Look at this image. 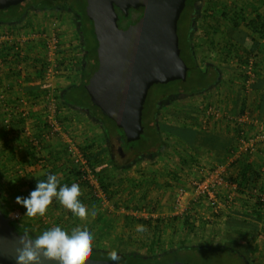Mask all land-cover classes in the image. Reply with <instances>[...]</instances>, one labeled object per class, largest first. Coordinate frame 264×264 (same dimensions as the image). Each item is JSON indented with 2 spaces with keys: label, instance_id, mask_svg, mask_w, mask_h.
I'll return each instance as SVG.
<instances>
[{
  "label": "trees",
  "instance_id": "obj_1",
  "mask_svg": "<svg viewBox=\"0 0 264 264\" xmlns=\"http://www.w3.org/2000/svg\"><path fill=\"white\" fill-rule=\"evenodd\" d=\"M214 3L220 4L218 0ZM86 4L87 1L84 0L83 5H81L79 9H73V7L70 5H63L50 0H25L18 5L0 9V26L4 24H16L22 22L24 15L32 9L51 10L57 6H60L61 8L74 12L77 17L78 23L77 32L82 40L83 53L81 59L79 60V65L77 64L80 68V75L78 77V82L69 83L68 85L62 86L58 90L60 104L68 108H73L78 112H84L86 115L93 118L102 127V137L104 140H106V143L108 142L111 145H117V141L119 139L122 144L123 150L128 153L127 157L132 158L133 160L146 158L148 156L157 157L161 154V152L169 150V147H172L170 149H172L174 153L178 155L180 153L179 148H181L182 154V150H184V147H194V140H196L198 128H200V121H198L197 119H201L198 107L194 109L189 108L191 112L189 114L187 113V119L185 120L177 119L176 123H159L157 119L160 112V102L155 101L153 103L149 102L147 104L146 100L144 108V115L146 114V117L143 115V124L144 121H146V126L144 125V132L139 140L127 142L123 130L117 127L116 123L110 117L105 115L98 106L92 103L90 95L86 89V84L89 82L90 77L98 68V41L94 32L93 23L86 14ZM199 5V0H187L186 6L181 14L178 23L181 56L189 67L187 77L185 80H174L168 82L167 84H162L163 86L169 87L163 92V100L175 102L177 96L183 94L187 96L189 94L199 95L201 90H203L213 82V79L216 75V65H208L205 69L199 68L198 51L194 48L191 40L193 23L197 18L196 11L199 10ZM116 10L119 14V25L121 22H126V26L128 24L127 22L132 17V12L139 13L135 22L142 16L143 13V7H140L139 9H130L128 15H125V13L117 7ZM239 15L242 16L243 13L240 12ZM223 16L224 18H228L227 21L229 20L228 23L232 25L234 31L231 35V40L228 42L234 41L235 43H237V45L233 44V51L236 52L234 53L232 51H227L226 57L222 58V60H228L233 56L235 59H237L239 67L237 76L239 81L234 83L232 82V86L230 87L228 92L233 90L238 83L239 88L242 91L245 87L244 80L247 78L246 73L242 69V65L248 63L249 57L253 52V50L250 48L254 40V37L252 35L255 34L258 36L259 34L260 38L264 39V21L263 18H261V15H257V18L255 19L248 20L245 26H247V28L251 31L246 32L243 28H241V24H243L242 21L247 20L245 16H242V19H239V21H236L234 17H231L230 12H224ZM255 48V50L258 51L257 55H259V58L257 57L254 63V72L256 74V78L252 83V92L250 95L254 94L255 96L256 103L253 105V110L257 111L259 116L263 118L264 65L261 63L262 58L259 53L264 51V46L258 45ZM77 65L75 66L76 69ZM37 78V76H31V80H35ZM173 85L175 86L173 87ZM242 92L240 94L242 97L240 98V109L235 112V114L244 112L248 98L250 97V95L247 96L246 94L242 96ZM217 97L218 95L216 93V95H212L210 99L214 101ZM183 108L188 109V107L186 106ZM210 126H207V129H210ZM146 128L147 135L145 136L144 134ZM228 128L229 127L227 126V129ZM163 134H166L167 139ZM234 134L235 136L238 135L237 132ZM116 137H118L117 140ZM169 138H174V142H170ZM96 143L85 146L83 148V152L89 159L90 164H92L95 172L100 177L101 186L106 192L108 199L112 201L114 197L117 196V194L120 192V187L116 184L113 175H111L110 168H107L110 167L112 163L116 168H122L123 166L121 167L120 165H116L117 163H115L113 159H110V154L108 157L109 161L112 163L109 162L107 163V165L99 164V166L95 165V160L97 161L99 156L92 158V151L90 152V154L88 152L89 150H91V148L96 146ZM262 146H264V142L258 146V151H256L255 153L259 152ZM98 147H101V144L99 142ZM228 153L229 151H227L226 153V159L223 158V160L219 161L217 164L227 165V179L230 181V183L236 184V187H233L235 188V195L239 194V203L245 209H247L246 213H254L256 220L264 222V183H258L260 182L258 181V179H260V177L262 176L261 173L263 172V170L255 169L254 171V169L251 167L250 158L253 153L245 152L235 161L227 164ZM181 156L179 158L180 161L176 163V166H174L175 169L173 170H175V172H168L169 176L173 175V179H176V181L178 182L183 179L184 171L188 170L189 167L191 168L193 164H196L195 162H193V159H190L187 156H183V154ZM105 166L107 167L106 172L103 171V167ZM212 166L215 167L216 165L213 164ZM47 174L30 181L21 180V184L26 186L29 191H32L36 187L37 180H45L47 178ZM76 174H78L77 169H73L74 178ZM188 174L189 173H186V175ZM143 180V182L139 181L134 183V185L132 184V186H128L126 191L127 193H125L124 198L121 202H117L116 200L115 203H117L116 205H119V207L121 206V204H124V206H122L126 209V212H123L118 216L108 210L97 211V214L94 217L93 226L95 227H93V229L94 231L98 229L99 234L103 235L102 238L106 237V240L104 241L102 240V238L98 240V237L93 240V250L89 255L91 258L109 260L108 254L113 249L118 250V253L121 256L120 264H165L175 260L187 262V260L197 258L203 253L213 255L215 253L224 251L228 253H234L241 258L244 257V255L239 254L236 249L224 244L216 245L215 241L213 243L207 241L202 243H195L192 245L189 244L187 239H182L177 246L171 245L169 247H164L162 245L163 242H165L163 235L164 231L166 230V228L168 229V227L172 230L173 235L177 233V230L184 228L188 235L193 234L194 236H199L202 232L198 226L199 224H197L198 217L194 215V212L190 213L189 211L187 213H184L183 215L173 216L171 220H167L165 219V217H161L159 215L157 217H137L131 214L129 212L130 210L142 208H147L149 213L155 212L154 203L150 202V184H146V180ZM148 181H152L151 183L154 182V180ZM167 181V184L172 185L171 181H169L168 179ZM121 182L122 188L123 180ZM63 184L67 183L61 182V185ZM153 185L156 184L154 183ZM85 192V194L79 197L82 203H84L86 207L98 206L100 200L97 199L94 195H91L90 191L86 190ZM4 200L5 197H2L0 199V208L6 216H9L8 208L3 203ZM200 200L201 199H199L198 203L201 202ZM228 202L232 205L234 204V200L230 201L228 199ZM223 208L218 211H213L218 219L226 218L224 213L226 209ZM252 214L248 215L252 216ZM75 220L81 221V218L74 216L70 210L64 208L61 210L56 223H58L62 228L69 230L78 225L76 222L79 221ZM11 223L15 225L18 232L23 233L25 229H28L30 234L32 235H37L43 230L50 228L49 226H45L39 227L40 229H37L30 222L25 221H11ZM138 224L147 226V231L145 233H141V237L139 238L136 237V235H138V232L136 231V226ZM225 225L228 227V229L231 230L239 229L240 232L243 233V238L246 241H249L250 238H256L260 233V227L254 223H251L250 221H248V219H244L241 223H238L237 221L226 220ZM262 226L264 227V224ZM94 234L95 232H93V235ZM107 237L109 238V240H107ZM125 237L129 240L133 239L137 241L138 244H140L139 249L143 250V252L137 253L127 250L120 251L119 241ZM212 238L213 240H215L214 237ZM248 249L250 251L252 250V253L256 251L251 246H248Z\"/></svg>",
  "mask_w": 264,
  "mask_h": 264
},
{
  "label": "built area",
  "instance_id": "obj_2",
  "mask_svg": "<svg viewBox=\"0 0 264 264\" xmlns=\"http://www.w3.org/2000/svg\"><path fill=\"white\" fill-rule=\"evenodd\" d=\"M22 22L5 24L0 29V127L11 136L19 134L35 156V162L43 165L48 159L46 143L58 136L62 137L63 106L55 85L64 77L71 76L73 57L65 46L58 26L39 29L30 28ZM257 53L254 50L248 63L242 65L247 75L243 90L247 96L251 94L252 83L256 78L254 63L259 58ZM32 75L38 78L31 80ZM37 82L45 84L46 87L38 95L30 97L25 93V86ZM203 99L198 107L203 127L224 119L229 129L238 134L227 155L228 164L245 152L254 154L258 151V146L264 142V118L255 113L250 97L244 112L239 114L218 105V97L214 101L210 98ZM66 148L71 163L78 171L73 183L83 184L91 195L102 202L108 201L100 177L73 137L68 138ZM223 165H217L210 170L195 168L194 171H199V174L188 177L187 184L180 185L174 193V213H187L190 197L198 199L197 201L201 199L202 203L214 211L225 205L229 206L228 201L221 199V193L226 187H236V184L227 179L226 167L222 168ZM25 212L24 209L14 210L10 215L11 221L20 220ZM129 212L137 217L158 216L155 212L149 213L147 208ZM41 221L45 225L49 223L46 217Z\"/></svg>",
  "mask_w": 264,
  "mask_h": 264
},
{
  "label": "crops",
  "instance_id": "obj_3",
  "mask_svg": "<svg viewBox=\"0 0 264 264\" xmlns=\"http://www.w3.org/2000/svg\"><path fill=\"white\" fill-rule=\"evenodd\" d=\"M218 1L220 2V4L226 5V7H228V5H230L231 3V0H218ZM254 1L256 2L257 0H254ZM212 16H214V18L211 17L207 20H205L204 18L199 22L200 29L197 30L195 34V43L200 50L199 60L203 57L202 62L203 61L210 62V60L211 62H219L220 60H222V57L220 56V54L212 50L213 46L215 44H219V43L222 44L225 41L228 42L231 40L232 33L230 31L227 33L223 31L226 25L225 24L226 21L223 18H220L218 15H216V11H215V14ZM51 18H53V21L51 20ZM23 20L24 21L22 23L30 26V28H39V29L49 28L51 29L53 28L52 27L53 25L58 26V29L60 30V34L62 35L64 39L65 46L68 52L73 57V61H72V66H71V72H72L71 76L64 77L60 82H57L55 87L58 92V90L62 86L68 85L69 83H74L75 81L74 77L78 78L80 75V68L78 66L79 65L78 63L83 53L82 52V40L77 32L78 23H77L75 16L73 14H70L69 12H61V13L54 12L53 13L50 10L48 11L39 10V11H34L30 13L29 16L24 18ZM208 23H211V25L210 24L208 25ZM4 25H1L0 29L3 28ZM253 37H254L253 41L257 42L258 36L253 34ZM262 46H264V44ZM259 54L262 58L261 63L264 65V51L260 52ZM223 55L224 54H222V56ZM76 65H77V69L75 68ZM45 87H46L45 84L37 82V83L27 84L24 90L27 95H29L30 97H33L34 95H38L39 93H41ZM238 90L240 91V89ZM239 91H237L238 92L237 95L233 94L232 100L230 99L225 100L224 94H222L218 96V101L216 102H218V105L224 107L230 112L235 113L240 109L239 107L240 102H241L240 98L242 97ZM250 98H251V101L253 102L252 107L254 108L253 105L256 103L254 94L250 95ZM195 99H196L195 96L183 97V103H184L183 106L188 107V109L184 108V111L186 113L189 114L191 112L190 111L191 108L194 109V108L199 107L201 102L204 100L203 96L201 95H199L198 103H196ZM84 114H85L84 112H78L77 110L73 108H70V107L68 108V107L63 106L62 115H63L64 121H63V132L61 133L62 137L58 136L54 138V140L46 143L45 152L47 154L48 159H47V162L43 165H40L37 162H35V156L31 153L29 146L27 145L25 140L21 136H19V134L15 133L14 135L11 136L8 133H6L2 127H0V165L4 164L11 169V171L8 173L9 176L7 174V176L9 177L7 186H10V187L12 186L11 188H13L12 192H9V191L7 192L5 191V189L0 190L1 192L0 199L2 197H5V200L3 201V203L7 208H8V200H10L11 196L23 195V197H27L29 193L31 192L27 189L26 186L21 184V180L30 181L36 178H40L47 173H51V174L57 175L58 179L60 180V183L66 182L67 184H69L70 182L75 181V178L73 176V170L69 168V166H71V158L66 148L68 138L73 137L82 150L85 146L89 144H94L97 142L96 146L91 148V150L88 149L89 154L92 151V154H91L92 158L99 156L98 160L97 161L95 160V165H98V166L99 164L107 165V163L110 162L109 157L103 154V151H104L103 147L102 148L98 147L99 134L100 133L101 135L103 134L102 127L93 118L89 117L88 115H85L86 116L85 117ZM262 117L264 118V116ZM68 120L69 122H67ZM197 120L200 121L199 123L200 128H198L196 140H194V147H184L183 148L184 150H182L183 151L182 154L183 156H187L190 159H193V161L197 160L196 156L198 155L200 156V159L205 156L204 157L205 162H207L208 160L209 164H214L217 166L219 165L217 164L219 161L223 160V158L226 159V153L227 151L230 150V147L235 144L236 136L232 132L231 129H227L226 125H224V123H226L224 119H223L224 121L221 120L218 123L212 124L211 129H207V127L204 128L203 122L201 119L200 120L197 119ZM170 148L172 147H169V150ZM182 154L180 152L179 155L178 154L177 155L180 157ZM142 159L143 158L132 160L130 164L125 166V167L130 166L129 169L125 168V170H121V172H124V177H125V181L122 184L123 185L122 191L126 192L127 187L131 186V179H128L129 178L128 176L130 175L128 170H130L135 164H140L141 161L143 162L144 160ZM250 160H251L250 162L251 167L254 169V171L255 169L263 170V172L261 173L262 176L260 177V179H258V181L260 182L258 183H264V146L261 147L259 152L253 154ZM144 162L146 163L144 165L145 167L148 165L146 167L147 169L145 170L147 172L148 171L151 172L152 175L151 174L149 175H151L154 178L153 179L154 182L158 181L157 177L159 176L161 177L162 175L159 173L158 169H157L158 172L155 171V173L153 174L154 169L152 168L154 167L153 165L154 161L152 160L149 162L148 160H145ZM224 166L226 167L227 165H224ZM106 168H107L106 166L103 167L104 172H106L109 167L107 169ZM154 168L156 170V167ZM111 170L112 169H110V173L112 174ZM149 175L147 176L149 177ZM134 176L136 177V175ZM158 182L160 183L161 181H158ZM235 193H236L235 188H233V186L226 187L221 193L222 194L221 198L223 199V201H228V199L230 201L234 200V204L232 205L230 203L229 205V207L231 206L230 209H233L232 210L233 212L230 213V216L231 214L233 215L230 217L229 220L237 221L238 223H241L244 219H248V221H250L251 223H254L258 225L259 227H261L259 224L260 221L256 220V218H255L256 222L251 221L252 216L248 215V214H251V212L246 213L247 209L245 210V208L239 203L240 201L239 200L240 198H238L239 194L237 193L238 195H235ZM190 204L198 205L195 211L197 212L196 214L204 213L206 212V209H208V211H210V213L214 215L213 218L218 219L215 216V213L213 212L214 210L209 209L208 208L209 206H207L206 204H203L202 202L198 203V201L193 198L192 200L190 199ZM226 206L227 205L224 206L225 209L227 208ZM190 207L191 206L189 205V212H190ZM64 208L65 207L61 205L57 200L53 199V203L49 205L45 215L43 216L48 219L49 223L41 226L40 223L42 222L41 220L43 217H40V216H37L40 218L39 223H38V220L36 222L35 220L36 218L27 219L25 222H30L37 229H38L37 224H39V227L60 226L58 223H56V220L58 216L60 215L61 210ZM21 209H24L26 211L24 207H22ZM162 214L164 213H161V215ZM178 215H183V214L172 213V215H170L171 216L170 218H172L173 216H178ZM166 219L169 220L168 218ZM75 221H79V220H75ZM76 223L78 224L77 226L81 224L80 221ZM200 227H202V225ZM137 236L138 235H136V237ZM121 242L122 240L119 241V246ZM124 243H126V241Z\"/></svg>",
  "mask_w": 264,
  "mask_h": 264
},
{
  "label": "water",
  "instance_id": "obj_4",
  "mask_svg": "<svg viewBox=\"0 0 264 264\" xmlns=\"http://www.w3.org/2000/svg\"><path fill=\"white\" fill-rule=\"evenodd\" d=\"M25 0H0V9ZM187 0H87L86 14L98 41V68L86 84L93 104L121 128L127 142L144 132L143 115L150 88L185 80L189 67L181 56L178 23ZM116 7L129 14L143 7L142 16L119 26ZM18 232L0 208V264H15ZM44 264H48L47 261ZM83 264H113L88 256ZM163 264V263H154ZM165 264H189L175 260Z\"/></svg>",
  "mask_w": 264,
  "mask_h": 264
},
{
  "label": "rangeland",
  "instance_id": "obj_5",
  "mask_svg": "<svg viewBox=\"0 0 264 264\" xmlns=\"http://www.w3.org/2000/svg\"><path fill=\"white\" fill-rule=\"evenodd\" d=\"M204 1L205 0H203L202 7H204ZM251 1L252 0H248V2H246L243 5L244 6L246 5V7H251V5L257 3L256 5L262 6L260 11L264 12V0H257L255 3H252ZM239 2L242 4V3H244V0H240ZM74 80H75L74 82H77L78 78L74 77ZM238 81H239V79H237V82ZM72 82H73V80H72ZM171 86H172V84H171ZM174 86L175 85H173V87ZM167 88H169V87L163 86L161 83H158V84L153 85L150 88L149 93H148L147 104L149 102L153 103L155 101H159L161 104L160 112L158 114L157 121L159 123L160 122H166V121H168L170 123H176L177 119H180V120L181 119L182 120L187 119V116H186L187 113L183 110L184 109L183 108L184 107L183 106L184 105L183 97H180V98L178 97L175 100V102H173V103L168 101V100H163V92ZM238 89H240L239 83L236 84V86L234 87V89H233L234 91L231 90L230 91L231 93L227 92L226 95L224 94V99L225 100H227V99L232 100L233 94L237 95V93H238L237 91H239ZM242 91L241 90L239 91L240 94ZM228 93H230L231 96ZM244 94H245V92H242V96ZM195 98H196L195 99L196 103H198L199 95H197ZM203 98H206V97L203 96ZM255 113L258 114V112H256V111H255ZM85 115L86 114H84V116ZM144 116L146 117V114ZM67 122H69V120ZM144 125L146 126V121H144ZM224 125H226V127H227V123H224ZM211 128L212 127L210 126V129ZM146 132H147V128L145 129V134H144L145 136L147 135ZM163 135H164V137L166 136V134H163ZM165 138L167 139V136ZM169 139H170V142H172V141L174 142V138H169ZM98 141L101 144V147H99V148L103 147V149H104L103 154H105V156H109V154H110V156H111L110 159H113V160L115 159L114 161H116V163H117L116 165H120L121 167L123 166L122 168H120V167L116 168L113 165V163L110 162L112 164L109 167L110 169H112L111 175H113L114 180L116 181V184L119 185V187H120V190H119L120 192L117 194V196L114 197V199L112 201H110V200H108L106 202L99 201L98 206H91V207L87 206L86 208L91 209V208L95 207L99 211L108 210L111 213L119 216L123 212H125V208L123 207L124 204H121V206L119 207V205H116L117 203H115V202H116V200H117V202H121L124 198L125 193H127V192L122 191L123 188H121V183H122L121 181L122 180H123V182L125 181L124 172H121V170H125V168L129 169L130 166L129 167H125V166L130 164L133 159L129 158V157L127 159H124V160H121L120 158L116 159L112 154L113 152L111 151L112 145L108 142L106 143V140L103 139L101 133L99 134ZM109 145H110V147H109ZM115 146H116V144H115ZM179 149L181 152V148H179ZM179 149H178V151H179ZM199 154H200V152H199ZM176 155L177 154L174 153V151L172 149H170V150H165V151L161 152V154L158 155L157 157H149L148 156V157L142 159L144 161L148 160L149 162L152 160L154 161L153 165H154V167H156V170L152 166L153 167L152 169H154L153 174L155 173V171L158 172V170H159V173L162 175L161 177L160 176L157 177L158 181H161L160 183L158 181H155L153 183H151L152 181L151 182L148 181V180H153L154 178L151 176L152 175L151 172H149V171L147 172L145 170V169H147L146 167L148 165L145 167L144 165L146 163L144 161L142 162L140 160L141 161L140 164H135L130 170H128V172L130 173V175L128 176L129 177L128 179H131V186H132V184L134 185V183H136V182H139V181L143 182L144 181L143 179L146 180V184L147 183L150 184L149 185L150 202L154 203L155 213L161 217H165V219L166 218L171 219L170 215H172V213H174L173 199H174V193L176 192L177 188L181 185V183H182V185L187 184L186 180L191 175L199 174V171H194L195 168H197V170L200 169L199 167H203V168L208 169V170L215 168L212 166L213 164H209L208 160H207V162L204 161L205 156L200 159V156L198 155V156H196L197 160L193 161L196 164L195 165L193 164L191 168L189 167L188 170L184 171L183 179L178 182V181H176V179H173L174 178L173 175L169 176V174H168L169 171L175 172V170H173V169H175L174 166H176V163H178L180 161L179 160L180 157L178 155L177 156ZM1 165H0V190L5 189V191H7V192L8 191L12 192L13 191V188H11L12 186L11 187L7 186L8 185L7 182H8V178H9L8 173L11 171V169L4 164H1ZM69 168L72 170L75 169V167L72 163H71V166H69ZM222 168H224V165L222 166ZM186 173H189V174L186 175ZM7 174H8V176H7ZM149 174H151V175H149ZM134 175H136V177ZM147 175H149L151 177H148ZM167 179L172 182V185L167 184V182H168ZM72 183L73 182H70L69 186ZM154 183L156 185H153ZM79 185L81 188V193H82L81 195L85 194L86 193L85 191L87 189L84 187L83 184L79 183ZM16 197L17 196H11L10 200H8L9 217L14 210L21 209L23 207L22 205H20L16 202ZM20 197H23V195H20ZM189 199L192 200L191 197ZM188 201H189L188 202L189 205L191 206L190 207V213L195 212L198 205L190 204V200H188ZM149 205H153V204H149ZM226 207L227 208H226V211L224 213H225V217L228 219H226V218L215 219V218H213L214 215H212V213H210V211H208V209H206V212H204V213H200V214H196L197 212L194 213L195 216L199 217L198 218L199 221L197 222V224H200V226L202 225V227H200L198 225L199 228L201 229V232H202L199 236H194L193 234L188 235L184 228L177 230V233L175 235H173L172 230L169 227H168V229L166 228V230L164 231V235H163L165 242H163L162 245L164 247H169L171 245L177 246V245H179V242L182 239H187L189 244H192V245L195 243H202V242H207V241H210L211 243H213L215 241L216 245H221V244L228 245V246L236 249V251L239 254L244 255V257L241 258L234 253H228L225 251L215 253L213 255L208 254V253H203V254H201V256H199L197 258H193L192 260H187V262L189 264H264V230H263L264 227L262 226L264 224V222H261V223L259 222V224L261 226L259 235L256 238H250L249 239L250 242L246 241L243 238L244 237L243 233L240 232L239 229L238 230L237 229L231 230V229H228V227L225 225L226 220L228 221L230 219V217L233 215V214H231V216H230V213L233 212L232 211L233 209H230L231 206L229 207L227 205ZM208 208L212 210V208L210 206ZM223 209H225V208H223ZM161 213H164V214H162L164 216H162ZM94 217L95 216L88 215L85 218H81V221H80L81 224L79 226H85L86 225V226L90 227L91 230L93 232H95V234H94L95 239L98 237V240H99L100 238H102L103 235L99 234L98 229L96 231H94V229H93V227H95V226H93ZM31 218H33V217L23 216L18 221L24 222L27 219H31ZM34 218H36L35 219L36 222H37V220H38V223L40 222L39 217H34ZM251 218H252L251 221L256 222L254 213L252 214ZM40 225L42 226L44 224H42V222H41ZM37 227L39 228V224H37ZM44 229H46V228H44ZM137 237L138 238L141 237V233L138 232ZM212 237H214L215 240H213ZM102 240L105 241L106 237H103ZM107 240H109L108 237H107ZM125 241L127 244L124 243ZM121 243L119 246L120 251H126L127 250V251H132V252H137V253L143 252V250L139 249L140 244H138V242L133 240V239L129 240L128 238L125 237L122 239ZM248 246H251L256 251L252 253L251 252L252 250L250 251L248 249Z\"/></svg>",
  "mask_w": 264,
  "mask_h": 264
},
{
  "label": "clouds",
  "instance_id": "obj_6",
  "mask_svg": "<svg viewBox=\"0 0 264 264\" xmlns=\"http://www.w3.org/2000/svg\"><path fill=\"white\" fill-rule=\"evenodd\" d=\"M81 188L78 183L61 185L57 175L48 173L45 180H37L36 187L27 197H16V202L22 205L27 217H43L57 200L66 209L79 218L88 215L95 216L98 209H88L80 200ZM136 231L145 233L147 226L138 224ZM93 232L88 226H75L66 230L61 226H53L37 235L30 234L25 229L18 235V246L15 250V264H83L93 250ZM108 258L113 264H120L121 256L113 249Z\"/></svg>",
  "mask_w": 264,
  "mask_h": 264
},
{
  "label": "flooded vegetation",
  "instance_id": "obj_7",
  "mask_svg": "<svg viewBox=\"0 0 264 264\" xmlns=\"http://www.w3.org/2000/svg\"><path fill=\"white\" fill-rule=\"evenodd\" d=\"M49 1V0H48ZM50 1H55L56 3L59 4H63V5H70L74 8L79 9V7L81 5H83L84 0H50ZM87 1V0H86ZM217 0H205L204 1V7H202V3L203 0H199V10L196 11V16L197 18L195 19L194 23H193V31L191 33V40H192V44L194 46L195 49H197L198 51V55L200 54V50L198 48V46L195 43V34L197 32V30L200 29L199 27V22L205 18V20L214 17L212 15L215 14L216 11V15H218L220 18H223L226 21V25L225 28L223 29V31L225 33L227 32H231L233 33V28L232 25L228 23L227 19L228 18H224L223 13L224 12H230V16L234 17L236 21H239V19H242V16H245V18H247V20L242 21L243 24H241V28H243L246 32H250L251 30H249L247 28V26H245V24L248 22V20H252L257 18V15H261V18H263L264 21V12H261V7L259 5L253 4L251 5V7H246V5L244 6L243 4H245L246 2H248V0H244V3H240L239 0H231L230 5H228V7H226V5L224 4H219L217 5L216 3H214ZM219 2V1H218ZM252 3H255L254 0L251 1ZM220 3V2H219ZM87 5V4H86ZM255 5V7H254ZM48 11L49 9H32L29 10V12L27 14L24 15L23 19L28 17L30 13L34 12V11ZM50 11L54 12H69L70 14H73L77 20V17L75 15L74 12L68 11L64 8H61L60 6H57L53 9H51ZM255 11V12H254ZM242 12L243 15H239V13ZM139 13H135L132 12V17L130 18V20L127 22V26H126V22L125 23H120V27L121 28H126L128 27L130 24L134 23L136 18L138 17ZM211 25V23H208V25ZM215 27V26H214ZM216 31V30H214ZM253 36V35H252ZM251 43V41H250ZM233 44L237 45V43H235L234 41L232 42H227L225 41L222 44H215L213 46V51L218 52V54H220V56L222 58L226 57V52L227 51H232V52H236L233 51ZM264 44V39L260 38L259 34H258V40L257 42L253 41V43L251 44V49L254 51L255 47L258 45H263ZM230 47V49H229ZM222 54H224L222 56ZM203 58V57H202ZM202 58L198 61V66L200 69H205L206 66L208 65H216L217 68V72L216 75L213 79V82L207 86L206 88H204L203 90H201L200 94L201 96H204L206 98H211L212 95H222L225 94L229 91L230 87L232 86V82H237V76H238V71H239V67H238V63H237V59H235L233 56L231 58H229L228 60H220L219 62H206V61H201ZM205 60V59H204ZM227 90V91H226ZM187 95H180L177 96V98L179 97H186ZM188 96H197V95H192L189 94ZM118 139V137H116V140ZM111 151L113 152V156L118 159L120 158L121 160L127 159L128 157V153L125 152L122 148V144L120 142V140L118 139L117 141V145H112ZM115 160V159H114ZM116 163V161H115Z\"/></svg>",
  "mask_w": 264,
  "mask_h": 264
}]
</instances>
